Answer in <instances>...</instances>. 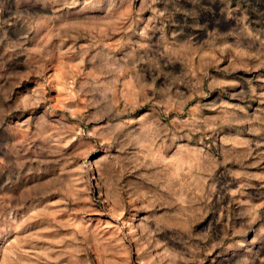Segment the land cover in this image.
Returning a JSON list of instances; mask_svg holds the SVG:
<instances>
[{"label":"rangeland","instance_id":"rangeland-1","mask_svg":"<svg viewBox=\"0 0 264 264\" xmlns=\"http://www.w3.org/2000/svg\"><path fill=\"white\" fill-rule=\"evenodd\" d=\"M0 264H264V0H0Z\"/></svg>","mask_w":264,"mask_h":264}]
</instances>
